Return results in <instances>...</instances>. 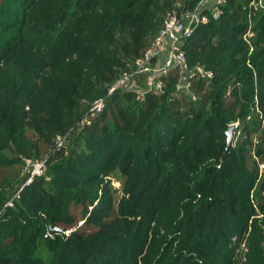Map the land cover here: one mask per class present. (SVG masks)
<instances>
[{
    "label": "trees",
    "instance_id": "1",
    "mask_svg": "<svg viewBox=\"0 0 264 264\" xmlns=\"http://www.w3.org/2000/svg\"><path fill=\"white\" fill-rule=\"evenodd\" d=\"M161 1L186 2L0 0V264H231L245 234L246 264H264V10L224 0L181 38L196 100L178 67L162 95L109 94ZM84 88L106 107L81 128ZM28 157L46 169L22 188L30 172L9 173Z\"/></svg>",
    "mask_w": 264,
    "mask_h": 264
},
{
    "label": "built area",
    "instance_id": "2",
    "mask_svg": "<svg viewBox=\"0 0 264 264\" xmlns=\"http://www.w3.org/2000/svg\"><path fill=\"white\" fill-rule=\"evenodd\" d=\"M224 0H218V5ZM188 2L190 0H186L181 5V8H177L176 10L170 12L165 20L163 21V26L158 32L157 36L152 40V43L148 46V48L144 51L140 58L136 61V66L129 72L122 73L116 82L113 83L111 88L109 89V94H111L114 90L118 88L122 89H131L132 83L134 81V77L141 74V73H150L149 80L147 81V90L143 92V95L152 92L157 95H162L165 93L166 84L163 78H159L158 76H162L167 74L169 70H172L175 67H178L181 74L183 75V84L180 85L185 91H188L194 100L197 99V95L193 94L191 91L192 88V81L189 80L191 77V69L189 68L188 59L186 57L185 51L181 48V38L184 35H188L193 33V31L197 28L199 24L202 22H207L208 17L204 14L203 11V0H201L198 5L194 8V10H188ZM250 7H264V0H251L249 2ZM217 5L216 10L213 12L215 16L220 14L219 6ZM250 26L247 32L244 35V39L250 45V50H253V46L251 45L250 37L253 35L252 26L253 23L250 19L249 15ZM167 49V56L166 62L163 66L154 65V63L158 60L160 54L163 50ZM162 67V68H160ZM197 69L202 73V75H207L209 77H213V73L211 70H207L202 68L201 66H197ZM163 70V71H162ZM190 72V73H189ZM189 75L187 76V74ZM143 98L145 96H142ZM256 100H258L256 98ZM106 107V98H101L95 101L92 104L91 108L87 111V113L78 121L77 126L84 127L89 126L92 122L96 119L99 113H101ZM255 110L257 114L260 115L262 123L264 124V108H260L259 105H256ZM239 124V122H234ZM232 124V123H231ZM64 138L59 143L57 141V149L63 145ZM26 161L30 160L28 158L25 159ZM27 164V163H26ZM43 163H32L33 169L32 173L27 177L25 182L22 185V188L25 185L31 183L34 179L35 175L43 174L41 169ZM261 171L264 170V163H260ZM12 205V199L8 201L7 205Z\"/></svg>",
    "mask_w": 264,
    "mask_h": 264
},
{
    "label": "rangeland",
    "instance_id": "3",
    "mask_svg": "<svg viewBox=\"0 0 264 264\" xmlns=\"http://www.w3.org/2000/svg\"><path fill=\"white\" fill-rule=\"evenodd\" d=\"M161 2H162L161 7L162 8L165 7V9L161 13H158V14L153 13L152 14V16H154V18L152 19L153 23H155V22L159 23V21L157 19L160 18V25L156 28H153L152 30H148V33L146 34L145 41H144V42H146L147 45L140 51V55L138 56V58L141 57V55L144 53V51L152 43V40L157 36L158 32L160 31V29L163 26V21L165 20L166 16L170 12L177 9V7L175 5L174 6H172V5L167 6V5H165L164 1H161ZM194 8L193 9L188 8V10L191 11V10H194ZM261 8L264 10V7H261ZM203 23H205V22H203ZM203 44L205 46V43H202V44L197 43L198 47H200V48L204 47ZM130 63H127V64L123 65L122 67L118 68L120 75L124 72H129L133 68H135L136 62L135 63L130 62ZM161 66H163V65H161ZM160 68H162V67H160ZM150 75H151L150 73L148 74V73L144 72V73H141V74L134 77L135 79H134L132 86L130 88L132 91H134L136 98L139 100L145 99V97L147 95V94L143 95V92H145L147 90V87H148L147 81L149 80ZM158 77L162 78L161 76H158ZM182 84H183V81L181 80L180 85H182ZM85 91H86L85 88L82 89V91H80V93L78 94L79 101L77 102V105L70 111V116H72V117H76L77 115H79L78 118L73 119V125L76 122L78 123V121L82 118L81 115L91 108L92 103L86 97V95L84 93ZM186 92H188V91H186ZM155 95H157V94H155ZM142 96H145V97L143 98ZM26 109L29 110L30 108L27 106ZM64 134L57 135V137L55 138L56 148H57V141L60 143L61 140H63V138H65ZM28 159L30 160V162L25 160V165L20 164L19 166L13 167V169H12V171H10L9 175L11 177L17 178V176L19 177L22 174H24L26 170L29 171L30 173H32L31 172L33 169L32 163H43L41 166V169L43 171V174L45 173L46 158L42 159L39 157H36V158L28 157ZM43 174L35 175L34 178L40 177ZM5 175H7V174L2 172V176L4 177ZM108 179H110V178H108ZM110 183L112 184L113 187L118 188L121 191L122 187H121L120 181L113 179V180H110ZM120 194H122V192H120ZM234 243L236 245L233 246V250H232V254H231V256H232V263L231 264H246V262L248 261V257H249L248 253L250 250L249 239L247 238V234H245L244 236H241L239 238H237V237L234 238Z\"/></svg>",
    "mask_w": 264,
    "mask_h": 264
},
{
    "label": "crops",
    "instance_id": "4",
    "mask_svg": "<svg viewBox=\"0 0 264 264\" xmlns=\"http://www.w3.org/2000/svg\"><path fill=\"white\" fill-rule=\"evenodd\" d=\"M218 0H203V9H210L212 11L216 10L218 5ZM166 56H167V49L163 50L160 54L158 60L154 63V65L161 66L166 62Z\"/></svg>",
    "mask_w": 264,
    "mask_h": 264
},
{
    "label": "water",
    "instance_id": "5",
    "mask_svg": "<svg viewBox=\"0 0 264 264\" xmlns=\"http://www.w3.org/2000/svg\"><path fill=\"white\" fill-rule=\"evenodd\" d=\"M237 123H232L228 126L227 128V144H226V151H228L230 149V147L233 145L234 143V138H235V135H236V131H237ZM52 229H59L61 230V228L55 226V225H52L51 226Z\"/></svg>",
    "mask_w": 264,
    "mask_h": 264
}]
</instances>
